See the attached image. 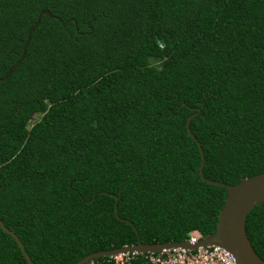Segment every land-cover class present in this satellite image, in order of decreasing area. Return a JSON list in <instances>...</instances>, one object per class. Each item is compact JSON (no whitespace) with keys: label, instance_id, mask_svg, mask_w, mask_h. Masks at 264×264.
Segmentation results:
<instances>
[{"label":"trees","instance_id":"trees-1","mask_svg":"<svg viewBox=\"0 0 264 264\" xmlns=\"http://www.w3.org/2000/svg\"><path fill=\"white\" fill-rule=\"evenodd\" d=\"M30 27L0 80V220L35 264L212 232L226 190L190 115L206 178L264 171V0H0V77ZM245 230L264 260V201ZM0 264H27L1 227Z\"/></svg>","mask_w":264,"mask_h":264},{"label":"water","instance_id":"water-1","mask_svg":"<svg viewBox=\"0 0 264 264\" xmlns=\"http://www.w3.org/2000/svg\"><path fill=\"white\" fill-rule=\"evenodd\" d=\"M41 13L47 14V11L44 10ZM38 19L39 16L36 18V22L38 21ZM32 29L33 27H30L27 32L26 40L24 42L20 57L11 66L8 72L3 77H0V80L7 78L11 71L19 64V62L23 58L24 51L28 43V38ZM190 117L191 115L187 118V132L196 142L201 156L197 172L204 182L221 186L226 190L224 202L218 213L215 229L200 238V240H198V243L196 244H189L187 241H169L148 244L141 242L138 234L136 233L137 241L135 244L123 245L117 248L90 253L79 259L74 264H85L90 260L109 256L118 252L137 251L145 253L158 251L161 248L167 247H184L193 249L198 244L220 245L228 250L234 257L236 262H238L239 264H264V260L256 253V251L252 247L245 230V220L247 214L253 207L264 201V171L252 176L245 177L235 184H226L220 181L210 180L206 178L202 172L204 164V155L202 148L200 146V143L195 139V137H193L188 128V121ZM114 213H116L115 206ZM0 227L5 233L9 234L15 240L24 256L26 263L35 264L30 259L27 252L24 250L20 239L17 237L14 231L6 228L1 220Z\"/></svg>","mask_w":264,"mask_h":264},{"label":"built area","instance_id":"built-area-1","mask_svg":"<svg viewBox=\"0 0 264 264\" xmlns=\"http://www.w3.org/2000/svg\"><path fill=\"white\" fill-rule=\"evenodd\" d=\"M202 238L197 230L189 232L185 240L196 244ZM104 258V257H103ZM90 264H239L231 253L220 245L198 244L193 249L184 247L161 248L154 252H118L105 256L103 260L93 259Z\"/></svg>","mask_w":264,"mask_h":264},{"label":"clouds","instance_id":"clouds-1","mask_svg":"<svg viewBox=\"0 0 264 264\" xmlns=\"http://www.w3.org/2000/svg\"><path fill=\"white\" fill-rule=\"evenodd\" d=\"M185 241V240H184Z\"/></svg>","mask_w":264,"mask_h":264}]
</instances>
